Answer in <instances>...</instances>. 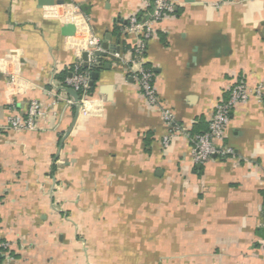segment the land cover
<instances>
[{
    "label": "crops",
    "instance_id": "obj_1",
    "mask_svg": "<svg viewBox=\"0 0 264 264\" xmlns=\"http://www.w3.org/2000/svg\"><path fill=\"white\" fill-rule=\"evenodd\" d=\"M217 1L172 0L137 54L125 28L142 0H0V237L13 256L0 264H264V0ZM91 36L153 74L184 130L167 149L115 56L97 57L84 105H66ZM240 81L263 90L232 110L218 146L233 154L194 164L189 137ZM33 101L38 130H7Z\"/></svg>",
    "mask_w": 264,
    "mask_h": 264
},
{
    "label": "built area",
    "instance_id": "obj_2",
    "mask_svg": "<svg viewBox=\"0 0 264 264\" xmlns=\"http://www.w3.org/2000/svg\"><path fill=\"white\" fill-rule=\"evenodd\" d=\"M236 0H218L216 5H227ZM150 10V13H147ZM174 6L172 0H142L141 10L144 14H134L128 18L125 31L140 39L137 43V54L144 48V43L155 37V29L157 25L165 20L173 13ZM102 52L100 41L96 37H89L87 41V63L89 66H96V53ZM118 61L122 63L128 72L133 73V77L137 83L138 89L146 101V104L155 110L160 118L165 123L168 131L162 137V147L167 149L176 138L183 135L184 130L180 126L175 125V115L169 109L165 108L161 103L157 89L154 84V76L148 70L141 68L133 71L130 66L134 63V57L130 53L120 55L113 54ZM89 75L79 71V66L75 67L70 76L64 81V86L72 90L81 98L77 102L67 100L66 105L75 104L84 105V94L88 90ZM263 86L258 85L251 89L244 81H240L232 85L228 98L225 101H220L214 113L208 122V129L205 133L189 137L190 154L194 164H203L213 156H228L232 155L233 151L229 148H221L218 143L222 140L223 132L228 125L232 110L239 104H245L251 97L260 98L262 95ZM45 109L41 103L33 101L29 104L25 115H12L9 118L7 130L12 132H33L38 130V123L46 117ZM5 257L6 260H13L10 255V245L0 237V259Z\"/></svg>",
    "mask_w": 264,
    "mask_h": 264
},
{
    "label": "water",
    "instance_id": "obj_3",
    "mask_svg": "<svg viewBox=\"0 0 264 264\" xmlns=\"http://www.w3.org/2000/svg\"><path fill=\"white\" fill-rule=\"evenodd\" d=\"M73 31H74V27H73L72 25H68V26L65 28V30H64L63 33H64L65 36H71L72 33H73ZM103 49H104V50H107L106 45L103 46ZM104 50H103V51H104ZM113 53H114V52H113ZM113 53H110L109 55H107L106 53L100 52V53H96L95 56H96V57L108 56L109 58L113 59V58H114V57H113ZM114 54H115V53H114ZM82 60L85 62L84 67L86 68V67L88 66V65H87V54H86V53H84V54L82 55ZM96 78H97V74H96V73H92V74L90 75V81H89V83H88V86H89V87H92V85H93V81L96 80ZM67 92L69 93V95H70L71 97H73L74 102H77V100H78V96H77V94H76L75 92H73L72 90H70V89H68Z\"/></svg>",
    "mask_w": 264,
    "mask_h": 264
},
{
    "label": "trees",
    "instance_id": "obj_4",
    "mask_svg": "<svg viewBox=\"0 0 264 264\" xmlns=\"http://www.w3.org/2000/svg\"><path fill=\"white\" fill-rule=\"evenodd\" d=\"M97 61L100 62V64H101V58H98ZM99 67H100V65L99 66H89V67H86V68L80 67L79 71L83 72V73H86V74H88L90 76L92 73L97 72Z\"/></svg>",
    "mask_w": 264,
    "mask_h": 264
}]
</instances>
